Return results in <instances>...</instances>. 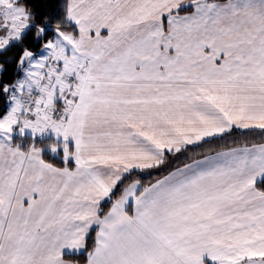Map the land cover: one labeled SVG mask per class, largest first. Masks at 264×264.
Returning <instances> with one entry per match:
<instances>
[{
    "label": "snow or ice",
    "instance_id": "1",
    "mask_svg": "<svg viewBox=\"0 0 264 264\" xmlns=\"http://www.w3.org/2000/svg\"><path fill=\"white\" fill-rule=\"evenodd\" d=\"M61 7L0 0V264H264V0Z\"/></svg>",
    "mask_w": 264,
    "mask_h": 264
},
{
    "label": "trees",
    "instance_id": "2",
    "mask_svg": "<svg viewBox=\"0 0 264 264\" xmlns=\"http://www.w3.org/2000/svg\"><path fill=\"white\" fill-rule=\"evenodd\" d=\"M29 3H31L36 12H37V17L39 18L42 16L44 13H48L51 18H56L60 15H62V0H28ZM0 58H3V54H0ZM8 107V100L6 98V95L2 92H0V111L6 110ZM21 144H25L27 142H30L31 136L26 135V136H16ZM39 143L43 147L44 155L46 158L52 160L53 162L56 163H63V152L60 150L59 155H53L52 152L47 148L48 145H51L52 143H60V141L55 140L54 137H47V138H36ZM71 145V143H70ZM71 159V158H70ZM66 258L69 259H80L83 258V250L79 253H68L65 254Z\"/></svg>",
    "mask_w": 264,
    "mask_h": 264
},
{
    "label": "rangeland",
    "instance_id": "3",
    "mask_svg": "<svg viewBox=\"0 0 264 264\" xmlns=\"http://www.w3.org/2000/svg\"><path fill=\"white\" fill-rule=\"evenodd\" d=\"M10 104V101H8V106ZM26 135H29L31 136V131L29 129H25L24 133L22 135H20L19 133L16 134V136H26ZM47 137H54L55 140H58L60 141V138H58L53 132L51 129H47L41 133H38L36 138H47ZM57 143V142H56ZM71 143V138L69 139V144ZM59 144V143H57ZM47 148L52 152L53 155H59L60 154V150H62V148H58L56 151H52L50 149V145L47 146ZM63 152V150H62ZM63 154V153H62Z\"/></svg>",
    "mask_w": 264,
    "mask_h": 264
},
{
    "label": "crops",
    "instance_id": "4",
    "mask_svg": "<svg viewBox=\"0 0 264 264\" xmlns=\"http://www.w3.org/2000/svg\"><path fill=\"white\" fill-rule=\"evenodd\" d=\"M82 251V250H81ZM80 251V252H81ZM68 253H79V252H77L75 249H72V250H69V249H65V254H68Z\"/></svg>",
    "mask_w": 264,
    "mask_h": 264
}]
</instances>
